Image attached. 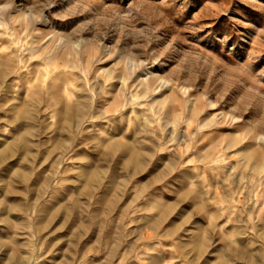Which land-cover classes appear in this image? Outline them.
I'll use <instances>...</instances> for the list:
<instances>
[{
	"label": "rangeland",
	"instance_id": "obj_1",
	"mask_svg": "<svg viewBox=\"0 0 264 264\" xmlns=\"http://www.w3.org/2000/svg\"><path fill=\"white\" fill-rule=\"evenodd\" d=\"M0 264H264V0H0Z\"/></svg>",
	"mask_w": 264,
	"mask_h": 264
}]
</instances>
